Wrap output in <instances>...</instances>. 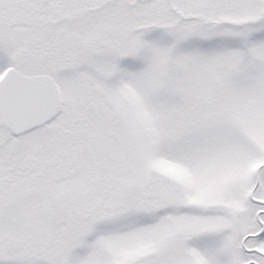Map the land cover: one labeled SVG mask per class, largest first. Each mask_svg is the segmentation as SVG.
Returning a JSON list of instances; mask_svg holds the SVG:
<instances>
[{"label": "snow or ice", "instance_id": "snow-or-ice-1", "mask_svg": "<svg viewBox=\"0 0 264 264\" xmlns=\"http://www.w3.org/2000/svg\"><path fill=\"white\" fill-rule=\"evenodd\" d=\"M0 264H264V0H0Z\"/></svg>", "mask_w": 264, "mask_h": 264}]
</instances>
